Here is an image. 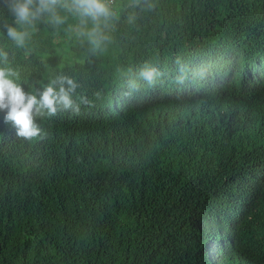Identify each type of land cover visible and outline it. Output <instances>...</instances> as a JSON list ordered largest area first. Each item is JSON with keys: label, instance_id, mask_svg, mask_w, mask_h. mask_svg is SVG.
I'll use <instances>...</instances> for the list:
<instances>
[{"label": "trees", "instance_id": "1", "mask_svg": "<svg viewBox=\"0 0 264 264\" xmlns=\"http://www.w3.org/2000/svg\"><path fill=\"white\" fill-rule=\"evenodd\" d=\"M7 2L0 67L78 111L30 139L0 111V264H264V0H113L99 48L65 10L19 47Z\"/></svg>", "mask_w": 264, "mask_h": 264}, {"label": "clouds", "instance_id": "2", "mask_svg": "<svg viewBox=\"0 0 264 264\" xmlns=\"http://www.w3.org/2000/svg\"><path fill=\"white\" fill-rule=\"evenodd\" d=\"M139 2L132 0L131 6ZM112 3L113 0H8V10L15 20L14 24L5 25L7 35L17 46L22 47L29 33L21 29L34 27V22L45 13L52 23L63 24L66 17H62L59 10H65L77 16L80 21L79 25L70 30L85 37L94 48H99L110 40L105 30L116 17ZM89 21L92 23L91 28H87ZM0 59L6 61L7 53L0 51ZM15 75L12 69L0 67V111L5 113V121L11 122L16 128L17 136L26 139L38 136L40 128L35 118L44 115L45 110L49 116L55 115L58 108L78 111L70 95L78 86L72 78L59 75L36 94H30L12 79ZM159 75L157 68L148 65L140 71V76L149 84L154 83ZM178 82H183L182 76L178 77Z\"/></svg>", "mask_w": 264, "mask_h": 264}]
</instances>
